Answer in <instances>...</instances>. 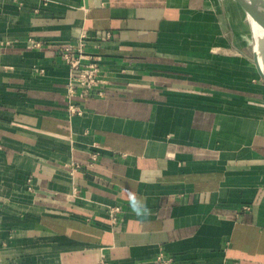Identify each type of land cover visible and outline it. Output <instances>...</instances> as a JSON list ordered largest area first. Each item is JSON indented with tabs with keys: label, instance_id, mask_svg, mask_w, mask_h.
Returning <instances> with one entry per match:
<instances>
[{
	"label": "crops",
	"instance_id": "obj_1",
	"mask_svg": "<svg viewBox=\"0 0 264 264\" xmlns=\"http://www.w3.org/2000/svg\"><path fill=\"white\" fill-rule=\"evenodd\" d=\"M99 2L0 0V264H264V96L231 6ZM82 32L103 95L68 94Z\"/></svg>",
	"mask_w": 264,
	"mask_h": 264
},
{
	"label": "built area",
	"instance_id": "obj_2",
	"mask_svg": "<svg viewBox=\"0 0 264 264\" xmlns=\"http://www.w3.org/2000/svg\"><path fill=\"white\" fill-rule=\"evenodd\" d=\"M110 32L102 33L94 38V44L99 47L102 42L110 38ZM88 36L82 32L75 42H69L60 46V54L63 60L68 64L71 74V81L78 83L68 86V94H74L78 89L77 95L83 97L87 95H103L105 89L102 83L104 79L100 74L99 54H92L86 50ZM71 112L81 113L78 106L70 105ZM119 207L115 206L110 209L111 218L116 219V212ZM99 264H108L105 258L99 260ZM154 264H170V258L157 256Z\"/></svg>",
	"mask_w": 264,
	"mask_h": 264
},
{
	"label": "water",
	"instance_id": "obj_3",
	"mask_svg": "<svg viewBox=\"0 0 264 264\" xmlns=\"http://www.w3.org/2000/svg\"><path fill=\"white\" fill-rule=\"evenodd\" d=\"M100 0H84L85 5H99ZM239 14L235 48L250 63L264 96V0H221Z\"/></svg>",
	"mask_w": 264,
	"mask_h": 264
},
{
	"label": "clouds",
	"instance_id": "obj_4",
	"mask_svg": "<svg viewBox=\"0 0 264 264\" xmlns=\"http://www.w3.org/2000/svg\"><path fill=\"white\" fill-rule=\"evenodd\" d=\"M129 203L132 211L137 215H146L149 211L146 207H139V201H137L135 197H133Z\"/></svg>",
	"mask_w": 264,
	"mask_h": 264
},
{
	"label": "rangeland",
	"instance_id": "obj_5",
	"mask_svg": "<svg viewBox=\"0 0 264 264\" xmlns=\"http://www.w3.org/2000/svg\"><path fill=\"white\" fill-rule=\"evenodd\" d=\"M230 9V8H229ZM230 14H231V19L232 21L236 24H238V19H239V14L238 12L236 11V13L232 10V7L230 9Z\"/></svg>",
	"mask_w": 264,
	"mask_h": 264
}]
</instances>
